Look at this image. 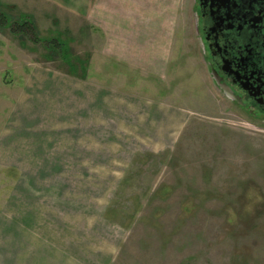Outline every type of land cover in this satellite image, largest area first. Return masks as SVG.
<instances>
[{
  "label": "rangeland",
  "instance_id": "rangeland-1",
  "mask_svg": "<svg viewBox=\"0 0 264 264\" xmlns=\"http://www.w3.org/2000/svg\"><path fill=\"white\" fill-rule=\"evenodd\" d=\"M192 2L0 0V264H264V121Z\"/></svg>",
  "mask_w": 264,
  "mask_h": 264
},
{
  "label": "flooded vegetation",
  "instance_id": "flooded-vegetation-1",
  "mask_svg": "<svg viewBox=\"0 0 264 264\" xmlns=\"http://www.w3.org/2000/svg\"><path fill=\"white\" fill-rule=\"evenodd\" d=\"M193 37L217 89L264 121V0H192Z\"/></svg>",
  "mask_w": 264,
  "mask_h": 264
},
{
  "label": "crops",
  "instance_id": "crops-1",
  "mask_svg": "<svg viewBox=\"0 0 264 264\" xmlns=\"http://www.w3.org/2000/svg\"><path fill=\"white\" fill-rule=\"evenodd\" d=\"M100 12L105 13V7L101 6ZM127 19V18H126ZM127 23V21H125ZM130 24V23H129ZM130 30H132V27H130ZM42 249V248H41ZM44 250L43 253H47L48 255L43 256L41 251L39 249L35 250L36 255L33 251H31V254L29 255V258L34 261L33 264H57L58 262V256H55V252L52 253V250H49V248L42 249ZM50 252V255H49ZM60 258H66L67 256L60 255ZM38 258V259H37Z\"/></svg>",
  "mask_w": 264,
  "mask_h": 264
}]
</instances>
